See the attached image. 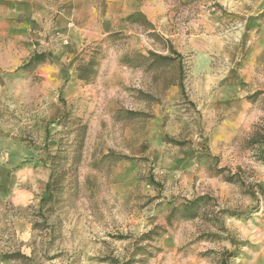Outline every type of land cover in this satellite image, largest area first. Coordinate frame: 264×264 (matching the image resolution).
Returning <instances> with one entry per match:
<instances>
[{
	"label": "rangeland",
	"instance_id": "rangeland-1",
	"mask_svg": "<svg viewBox=\"0 0 264 264\" xmlns=\"http://www.w3.org/2000/svg\"><path fill=\"white\" fill-rule=\"evenodd\" d=\"M90 1L0 0V264H264V0Z\"/></svg>",
	"mask_w": 264,
	"mask_h": 264
},
{
	"label": "crops",
	"instance_id": "crops-1",
	"mask_svg": "<svg viewBox=\"0 0 264 264\" xmlns=\"http://www.w3.org/2000/svg\"><path fill=\"white\" fill-rule=\"evenodd\" d=\"M73 1L74 2L71 7L77 8L76 11H74L75 18H79V19L87 18L89 21L95 19L97 14L90 0H73Z\"/></svg>",
	"mask_w": 264,
	"mask_h": 264
},
{
	"label": "trees",
	"instance_id": "trees-1",
	"mask_svg": "<svg viewBox=\"0 0 264 264\" xmlns=\"http://www.w3.org/2000/svg\"><path fill=\"white\" fill-rule=\"evenodd\" d=\"M172 53H174L175 55H177V53L174 50H172ZM43 60H44V55L43 54H38V55H35L34 57H32L30 59V63L31 62H41ZM53 176H54V174H53V171L51 170V173L49 175V179H48V181L46 183V192H47V195L45 197H43L42 200H46L49 197H51L50 195H51V186H52V183H53Z\"/></svg>",
	"mask_w": 264,
	"mask_h": 264
}]
</instances>
